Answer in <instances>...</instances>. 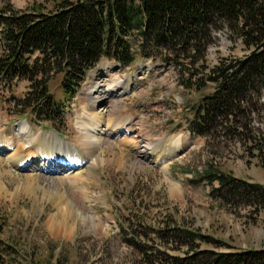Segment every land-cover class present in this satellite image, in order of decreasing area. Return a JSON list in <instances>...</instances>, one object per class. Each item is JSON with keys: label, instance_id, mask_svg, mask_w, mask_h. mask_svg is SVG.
Returning <instances> with one entry per match:
<instances>
[{"label": "rangeland", "instance_id": "rangeland-1", "mask_svg": "<svg viewBox=\"0 0 264 264\" xmlns=\"http://www.w3.org/2000/svg\"><path fill=\"white\" fill-rule=\"evenodd\" d=\"M59 1L0 0V8L7 6L22 10L35 5L48 13L54 11ZM136 40L138 35L134 33L129 41L135 57L132 64L100 60L85 76L60 121L41 122L29 115L19 116L20 108L13 107V100L28 93L27 83L16 81L5 88L0 82V135L5 139L17 136L20 145L25 144L24 139L14 129L25 122L30 142L39 132L54 131L79 152L80 147L75 142L74 114L84 101L85 91L92 86L90 78L102 81L106 74L122 80L124 85L121 90L107 92L108 99L96 107L104 113L117 99L121 106L120 115L135 124L132 130H121L120 134L111 136L106 145L117 147L111 153L103 154L106 145L101 144L102 162L99 166L86 163L79 171L83 172V177H88L89 182L85 183L93 193L89 202L85 196L77 199L73 189L66 191L71 203L86 202L87 209L83 214L78 209L75 221L67 222L65 228L55 229L49 222L56 213L51 180L56 181L61 174L36 172L35 178L39 179L34 184H23L22 171L11 170L0 153V227L1 237L9 245L6 250L8 263L144 264L139 254L126 245L125 238H130V230L139 224L153 228L167 217L202 235L225 242L232 251L264 249V200L255 196L231 197L226 190L216 197L212 188H217L219 183H210L204 177L208 171L231 176L244 184L260 186L264 194V139L254 144L249 136L232 140L229 137L212 139L192 135L188 123L193 117V109L212 93L213 85L202 87L201 82L199 90L184 87L170 62L139 57ZM245 54L239 40L230 37L225 30L215 31L204 67ZM59 79L60 76L56 77V81L49 85L55 101L63 98ZM102 86L100 83V91ZM263 103L264 92L258 103L259 112L255 113L249 127L254 134L264 135ZM141 130L146 131L144 136H140L138 131ZM147 138H151L154 144L164 139L162 151H168L166 146L177 138L187 139V147L165 162L163 169L164 165L159 166L158 155L161 153L153 154L145 147ZM76 172L68 171L62 175ZM240 192L244 194L242 190ZM62 207H65L64 203ZM208 246L204 244L202 247Z\"/></svg>", "mask_w": 264, "mask_h": 264}, {"label": "trees", "instance_id": "trees-1", "mask_svg": "<svg viewBox=\"0 0 264 264\" xmlns=\"http://www.w3.org/2000/svg\"><path fill=\"white\" fill-rule=\"evenodd\" d=\"M56 5L48 13L35 5L0 8V82L5 88L16 81L28 85V93L13 100L19 116L60 121L100 60L132 64L129 41L136 33L139 57L170 62L188 89L199 90L201 82L202 87L213 85L212 93L193 109L188 123L192 135L249 136L254 144L264 139L249 128L264 92V0H61ZM223 30L240 41L246 54L204 67L215 31ZM58 76L63 98L55 101L49 85ZM204 177L219 183L212 188L216 197L226 190L231 197L264 200L256 184L211 171ZM1 234L0 227V264H20L6 261L9 245ZM124 242L144 264H264V249L232 251L225 242L169 217L153 228L139 224Z\"/></svg>", "mask_w": 264, "mask_h": 264}, {"label": "bare ground", "instance_id": "bare-ground-1", "mask_svg": "<svg viewBox=\"0 0 264 264\" xmlns=\"http://www.w3.org/2000/svg\"><path fill=\"white\" fill-rule=\"evenodd\" d=\"M103 77H101L102 81L90 78L92 86L85 91L87 93L84 101L80 102V109L74 114L76 117L75 128L77 130L75 142L80 147L79 152H76V149L72 148L71 144L60 138L54 131L50 133L39 132L34 137L33 142H30L27 137L28 125L25 122L16 125L14 129L17 134L23 137L24 145L18 143L17 136L12 139L8 138V140L0 135V153L5 156V160L10 165L11 170L22 171L24 175L21 180L25 182L23 184H34L39 179L38 177L35 178L36 175L34 173L36 172L48 175L61 174L56 181L51 180L52 196L56 197V213L49 222L55 229L65 228L67 222H74L75 217L78 216L76 214L79 212L78 209L80 214H83L87 209L86 202L77 201L76 204H73V202L69 201L66 194L67 190L73 189L78 196L77 199L79 198L80 200L81 197L85 196L89 201L91 198L93 192L88 190L85 183L89 182L88 177H83V172H79L84 164L93 162L96 166H99V162H102V157L99 153L101 144L106 145L111 140V136L120 134L121 130L128 132L135 127L130 118H124L120 115L121 106L117 99L110 103L109 109L104 113L99 112L97 107L102 105L106 98L108 99L109 94L106 93L119 90L124 85L122 80L115 79L107 74ZM100 83H103L101 91L98 89ZM138 132L140 136H144L146 133L143 130ZM151 140V138H147L145 147L153 154L161 153L158 155L160 156L159 166L164 165L163 169L165 168V162L175 158L178 153L187 147V139L177 138L173 142L170 141L169 145L166 146L169 149L166 152L165 150L162 151L165 145L164 139H160L157 144H154ZM110 145H106L103 154L116 150L115 148L117 147L115 145ZM75 170L77 171L76 173L62 175L63 173H68V171L73 172ZM86 173L85 175L89 174ZM61 189L63 190L62 192ZM63 203L65 207H62Z\"/></svg>", "mask_w": 264, "mask_h": 264}]
</instances>
